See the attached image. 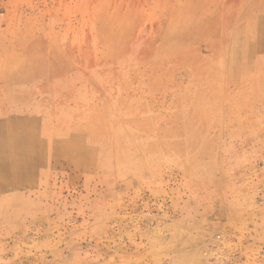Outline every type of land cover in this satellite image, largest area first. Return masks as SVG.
Segmentation results:
<instances>
[{
  "label": "rangeland",
  "instance_id": "obj_1",
  "mask_svg": "<svg viewBox=\"0 0 264 264\" xmlns=\"http://www.w3.org/2000/svg\"><path fill=\"white\" fill-rule=\"evenodd\" d=\"M259 20L0 0V160L28 165L0 182V264H264Z\"/></svg>",
  "mask_w": 264,
  "mask_h": 264
},
{
  "label": "bare ground",
  "instance_id": "obj_2",
  "mask_svg": "<svg viewBox=\"0 0 264 264\" xmlns=\"http://www.w3.org/2000/svg\"><path fill=\"white\" fill-rule=\"evenodd\" d=\"M259 21H260L259 25H257V28H256L257 30L259 29V32L256 30V32H257V36H256L257 47L264 50V20H259ZM7 149H8V147H7ZM10 151H11V148H10ZM8 157H9V155H8ZM27 166H28L27 163H23L22 161L21 162L19 161L16 163H14V161H13V163H12L7 157L1 159L0 160V178H2V179H0V182L5 183L8 181H13V180L18 179L22 175V173H24L26 171Z\"/></svg>",
  "mask_w": 264,
  "mask_h": 264
}]
</instances>
